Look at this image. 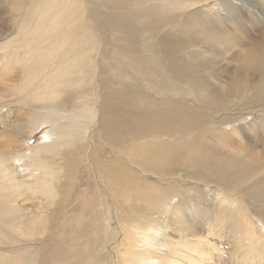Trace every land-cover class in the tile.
Returning <instances> with one entry per match:
<instances>
[{"label":"rangeland","instance_id":"rangeland-1","mask_svg":"<svg viewBox=\"0 0 264 264\" xmlns=\"http://www.w3.org/2000/svg\"><path fill=\"white\" fill-rule=\"evenodd\" d=\"M1 1L0 13L5 10ZM91 1L93 4L103 2ZM214 1L216 7L213 10L198 7L189 14L197 15L213 26L227 25L233 28L235 33L232 40H238L236 43L241 45L260 43L264 39V15L259 0ZM118 3L121 2L109 0L107 12L114 17V25L116 16L113 13L121 14L124 28L113 30V25V28L95 34L98 35L94 39L98 45L93 59L97 75L92 96L88 100L90 108H86L85 101L77 100L79 92L71 86L59 89L58 98L52 101L27 96L22 91L25 85L20 69L4 59L5 51H0V149L8 156L22 152L23 148L25 152H38L43 167L52 169L57 180L62 179L59 197L45 204L44 195L28 189L23 196H19L22 186L18 182H14L12 187H6L5 174L0 169V233L7 235L6 238L0 237V264H128L127 260L132 255L141 253L142 248L131 249L139 241V234L149 229H159L154 240L157 250L152 253L164 264L173 259L179 264H264V222L254 214L259 205L249 192L231 184L232 177H225V183L222 184L219 179L209 178V169L201 179H193L186 166L174 161L157 162L152 157L154 145L146 143L140 147L138 154L135 152L136 142L123 140L120 110L124 108V101L119 100V94L111 90L119 85L109 87L116 81L122 85L129 74L125 71L113 74V61L105 60L103 54L118 50L130 51L132 46H140L143 40L151 36L160 20L177 14L183 4L154 13H149L147 10L151 9L145 4L146 7L135 13L131 8L126 11L113 10ZM145 11V18L135 29L127 21V13L137 15ZM8 20V14L0 19V28L4 31L10 29L11 23ZM136 33H140L141 37L134 42L132 36ZM150 49L153 52L159 51L153 47ZM193 49L191 52L212 57L200 44H196ZM232 59L228 60L231 62ZM195 62L199 64V60ZM223 76L228 80L230 75L223 73ZM153 79L148 76L141 80L142 91L153 89ZM254 81L248 83L253 90L243 92L251 94V97L246 101L247 109L240 112L220 111V108L215 107L217 102L213 104L211 99L204 100L212 96L201 87L187 84L188 88H184L194 96L186 108L188 125L194 129L189 137L197 140L207 137L208 143L202 147V152L209 148L217 149V156L229 159V163L241 165L243 171L250 168V165L244 166L249 161L230 157V148L220 147L219 144H242L240 147L246 153L245 143L248 139L259 136L264 141V84L256 86ZM121 89L122 86L116 91ZM108 95L115 102L108 101ZM210 108L218 109L220 114L215 112V116L209 111ZM77 118L81 123L79 128L74 129L71 127L72 122ZM19 123H24L26 128L16 133L14 128ZM61 124L64 126L63 131L59 130ZM174 125L180 126L182 122ZM245 129L249 132L253 130L248 137L243 134ZM46 130L51 134L48 143L43 139ZM126 148H129L128 154ZM255 158H259L257 153ZM12 162L9 158L7 163L16 172L23 174L18 166L21 163ZM92 168L100 175H108L111 171L125 174L120 183L121 189L127 193L126 197L137 200L134 202L137 206L157 204L164 212L162 219L157 218L158 226H154L156 222L150 223L158 216L154 209H148L138 220H126L121 216L126 211L127 217L126 209L114 211L110 208L101 215L97 208L95 213V196L99 197L103 189L96 174L93 175ZM263 171L264 168L261 169ZM250 180V177L246 178V182ZM170 201L174 202L173 207L168 206ZM178 203H181L180 206ZM172 209L175 210L173 213ZM152 214L153 218L149 219ZM172 216L180 217L177 222L184 225L177 226ZM148 224L150 226L147 227ZM136 226L141 231L138 235L133 230L137 229ZM185 235L190 237L187 239ZM253 235L258 239L252 238ZM131 236L133 238L129 239L131 248L128 255L125 243ZM192 249L196 250L195 253Z\"/></svg>","mask_w":264,"mask_h":264},{"label":"bare ground","instance_id":"bare-ground-1","mask_svg":"<svg viewBox=\"0 0 264 264\" xmlns=\"http://www.w3.org/2000/svg\"><path fill=\"white\" fill-rule=\"evenodd\" d=\"M102 1L95 4L91 0L1 1L5 10L0 13V19L8 14L10 18L8 21L11 25L8 23L10 25L8 31L0 28V51H5L4 59L20 69L25 85L22 89L23 93L31 98L38 97L44 101H52L58 98L59 89L71 86L77 88L76 92H79L77 100L85 101L86 108H90L88 100L92 96L95 74L97 75V67L94 68L93 59L98 45L94 40L98 35L95 34L103 33L102 30L111 29L114 25V17L107 12L109 0ZM118 1L121 3L115 4L113 10L126 11L131 8L135 13L146 7L145 4H148V8L151 9L147 10L149 13L168 10L178 4H183L181 9L177 10V14L160 20L151 36L143 40L140 46H132L130 51L118 50L103 54L105 60L113 61V74L125 71L129 74L127 77H130L128 80L126 77L122 85L116 81L109 87L119 85L111 90L119 94V100L124 101V108L120 110L123 140L128 143L136 142L135 152L138 154L141 146L154 145L152 157L157 162L174 161L178 165L186 166L190 169L193 179H201L205 171L209 169H211L209 178L211 180L219 179L222 184L225 183V177H232L231 184L242 191L249 192L251 198L259 205V208H255L254 214L264 222V176H261L264 174V171L261 172V169L264 168V141L259 136L258 138L256 136L255 139H248V142L245 143L247 152L244 153L243 148L240 147L242 144L234 143L232 146L221 142L223 139L220 138L219 146H228L231 150L230 157L245 158L246 161H249L244 164L245 167L250 165V168L245 171L241 165L232 161L229 163V159L217 156L215 154L217 149L209 148L208 151L202 152V147L208 143V138L197 140L195 137H189L194 129L188 125L186 108L194 96L189 93L188 89V92L184 89L188 88L187 84L201 87L212 96L204 98V100L211 99L213 104L217 102L215 107L220 108V111L225 110L229 113L246 110L245 104L251 94L243 92L252 89L248 83L255 80L256 86L264 84V39L260 43L241 45L236 43L238 40H232L235 33L233 28H228L227 25L213 26L201 20L197 15L189 14L198 7L213 10L216 7V3H213L216 2L214 0ZM259 5L264 15V0H259ZM147 11L137 15L127 13L129 14L127 21L136 29V25L145 18ZM113 14L116 16L113 30L124 28V22L120 19L121 14ZM140 37L141 34L136 33L132 36V40L138 41ZM195 43L206 48L212 57L198 54L196 51L191 52L196 46ZM151 47L159 51L153 52ZM229 58H233L231 62L228 60ZM196 59L199 60L198 65L195 62ZM223 73L230 75L228 80L224 79ZM148 76L154 77L151 82L154 90L142 91L141 80ZM104 86L107 88L105 83ZM120 86L122 89L116 91ZM79 88L81 89L79 90ZM239 95L241 97L237 98ZM106 99L115 102L110 95L106 96ZM209 111H212L216 116L219 110L210 108ZM192 112L198 113V111ZM177 122H182V125L175 126L174 124ZM72 123L71 127L77 129L81 121L77 118ZM24 128H26L24 123H19L15 125L14 129L16 133H21ZM27 128L29 127L27 126ZM60 129L64 130L63 124L59 126ZM224 130L226 129L224 128ZM252 131L249 132L245 129L243 134L248 137ZM43 134L46 143L50 142L49 131L46 130ZM63 135L66 137L65 133ZM21 151L14 156H8L2 148L0 149V169L5 174L6 187H12L14 182H18L22 186L19 189L21 191L19 196H23L28 189L30 192L44 195L46 197L45 204L50 203L51 199L58 198L62 179L57 180L56 173L52 169L43 167L38 159V152L30 150L25 152V148ZM128 152L129 148H126V153L128 154ZM221 153L226 152L222 151ZM256 153L259 156L258 159L255 158ZM9 158L13 160L12 163H21L18 166L24 172L23 174L16 172L14 167L8 165ZM91 170L93 175L96 174L98 183L103 189L99 197L95 196V213H97V208L101 215L110 208H113L114 211L126 209L128 210L127 217L125 216L126 211L125 215L120 214L121 216H124L126 220H138L139 216H143L142 214H145L148 209H154L158 212V216L150 223L156 222L154 226H158L157 218L162 219L165 215L164 212L157 204H147L148 207L139 206L140 204L137 206L134 203L137 200L126 197L127 193L121 189L120 183V179L125 174L111 171L108 175H100L95 169ZM248 177L251 180L246 182ZM173 204L174 202L170 201L168 206L173 207ZM178 204L180 206L181 203ZM174 211L172 209L171 213ZM150 218H153V214ZM179 219L181 218L172 216V220L177 226L184 225L178 224ZM148 226L150 225L148 224ZM144 227L146 226L144 225ZM133 230L137 232V235L141 233L138 227ZM158 230L149 229L147 232L139 234V241L132 248L129 245V239L133 236L126 239L128 255L130 248H142L140 254H134L127 260L128 264H164L159 257H155L152 253L157 250L154 240L155 235L159 234ZM0 234H2L0 237L6 238L7 236L5 233ZM253 236L252 238L258 239L255 235ZM185 237L188 239L190 236L185 235ZM168 264L179 263L173 259Z\"/></svg>","mask_w":264,"mask_h":264}]
</instances>
